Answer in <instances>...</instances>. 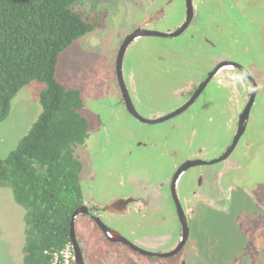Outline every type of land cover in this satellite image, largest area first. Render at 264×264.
I'll use <instances>...</instances> for the list:
<instances>
[{
  "label": "rangeland",
  "instance_id": "374dc122",
  "mask_svg": "<svg viewBox=\"0 0 264 264\" xmlns=\"http://www.w3.org/2000/svg\"><path fill=\"white\" fill-rule=\"evenodd\" d=\"M132 1L79 0L74 10L93 22L94 30L60 53L56 68L57 81L80 92L81 115L89 127L93 126L99 137L104 132L110 137L104 155L93 161L97 179L108 180L107 190H99L101 195L103 191L110 195L121 190L119 168L129 172L126 187L131 181H147L156 187L163 185L165 192L164 183L192 151L203 146L211 151L210 156L219 155L234 126L228 124L234 114L231 89L240 81L228 71L220 72L176 120L151 125L137 123L127 114L121 106L116 77L118 49L135 20H142L146 9L152 13L160 5L158 0H143L137 9ZM196 14L190 27L178 37H141L133 41L123 58V80L141 116L150 119L178 103L170 89L186 78L198 77L213 60L227 57L242 67L254 68L262 97L239 144L249 142L251 153L243 156L242 151L247 150L242 148L234 156L239 167L232 171L235 185L229 197L225 198L224 188L228 177L221 175L220 188L215 181L220 164L189 169L180 188H197V175H205L201 190L204 200L194 207L192 244L184 253L189 264H264V0H200ZM184 18L183 0H174L167 5L163 21L154 25L155 31L174 30ZM43 88V84L31 82L11 101L9 114L0 124V159L16 147L36 121L41 111L38 95ZM90 167L87 158L83 170L86 177ZM162 203L165 205L159 207L154 218L157 221L150 212L142 211L114 220L113 225L131 240L172 238L177 225L172 218L174 209L170 202ZM23 216L24 210L15 203L11 188L0 187V264H22ZM85 228L93 231L90 250L114 259V264L128 259L130 264L157 262L131 257L123 246L106 243L91 224Z\"/></svg>",
  "mask_w": 264,
  "mask_h": 264
},
{
  "label": "trees",
  "instance_id": "16d2710c",
  "mask_svg": "<svg viewBox=\"0 0 264 264\" xmlns=\"http://www.w3.org/2000/svg\"><path fill=\"white\" fill-rule=\"evenodd\" d=\"M79 0H0V124L17 93L43 84L40 114L0 159V187L24 210L22 264H46L70 243L72 214L82 201L83 165L76 149L88 136L80 92L56 79L58 56L94 30L74 10Z\"/></svg>",
  "mask_w": 264,
  "mask_h": 264
},
{
  "label": "flooded vegetation",
  "instance_id": "af4514ba",
  "mask_svg": "<svg viewBox=\"0 0 264 264\" xmlns=\"http://www.w3.org/2000/svg\"><path fill=\"white\" fill-rule=\"evenodd\" d=\"M158 1H160L159 7H157L152 13H148V10L146 9V12L144 13L145 17H143L142 20H138L137 18L134 22L133 29L129 31L125 35V37L137 29H139L140 31H150V32H157L161 34L170 35L175 33L183 25L187 13V4H186L187 0H183L185 18L180 26L170 31H165V32L155 31L156 26L154 25H157L158 22L163 21L166 15L167 5L173 2L174 0H165V1L158 0ZM131 3L135 5L137 9H139L137 4H142L143 0H133ZM199 3L200 0H191V4L193 5V10H194L193 16L187 28L178 36L182 35L193 23L197 15L196 12ZM146 37H153V36H146ZM154 37L175 38L171 36H166V37L154 36ZM205 41L208 45H210L209 42H207V39ZM222 62L230 63L232 62V59L229 60L226 57L217 61L213 60V63L210 66H207L205 68V71L201 72L198 75V77L188 78V79L186 78L180 85L170 89L172 90V94H174V96L178 98L177 100L178 103L172 108H170L168 111L162 112L161 114L154 116L150 119L141 116L135 104V99L131 94V91H129L126 88L127 90L126 95L123 96L120 90L121 106L125 109L127 114L137 123L152 125V124H160L168 121H173L174 119L176 120L178 117L186 113L195 104V102L198 100V98L207 88V86L211 83V81L219 77L218 75L220 74V72L222 71L232 72L233 74L237 75L236 78H238L240 81V83L237 82L233 83V87L231 89V92L234 90L233 91L234 96L232 98L234 114H232L228 124L229 125L233 124L234 126L231 128L232 131L230 130V137L227 145L220 151L219 155L210 156L211 151L203 146L192 151L191 154L188 155L187 158L174 169L172 175H170L168 180H166V182L164 183L165 192H162L163 185L156 187L155 185L149 184L147 181L144 183L131 181L129 186L126 187V180L129 175V172L127 171V169L119 168V175H120L119 184L121 186V190H119L117 193H112L110 195L108 194L104 195L105 193L108 192L103 191V194L101 195L99 190L100 189L107 190L108 180L99 181L97 179L98 170L93 164V161H95L96 156L99 157L104 155V152L106 151V147L111 143V140L107 132H104L103 135L99 137L97 134H95V128L91 125L89 127L88 124L87 139L83 144L77 147L75 152L78 159L81 161L83 165V169L81 172L82 201L80 203V206L77 208V209L81 208V212L75 218L74 221V239L76 243L75 245L76 250L78 251L83 264H114V259L112 260L108 258L106 259L105 257H101L95 252L93 253L90 250L89 247H90V243L92 242L91 240L93 238V231L87 230L85 228V226L88 224H91L94 227V230L100 233L101 237L106 243H108L110 246L113 245L123 246L126 251L132 253L131 257L139 256L145 259H155L157 261L156 264H189V260L186 259L187 257L185 256L184 253L186 246L192 244L191 231L194 220V214H193L195 211L194 207L197 206L196 204L197 202L204 200V195L201 193L202 192L201 190L204 187L203 176L205 175L199 173L197 175V180H198L197 188H193L190 190H184L180 188L182 178L189 169L195 167H207V166L210 167L220 164L221 165L220 175L217 176L215 181H217V185L220 188L221 175L228 177L224 188H225V198L229 197L228 194H230V191L233 190L235 185V180H234L235 178L232 177V171L235 168L239 167L238 159L234 158V156L237 153L241 152L242 148L247 150L245 152L242 151L243 156L247 157L251 153V150H249L251 148V144L249 142L245 141L244 145H239V144L241 143V140L246 134V132L248 131L250 121L252 119L254 112L253 109L258 103L259 97H262L260 96L261 95L260 92L262 90L261 87L258 85L257 81L255 80L256 74L254 72L253 67L251 68L243 67L245 71L249 74V76L253 79L256 87L254 100L251 104L250 99L254 92V87L249 77L246 74H244L240 69H237L230 65H226L223 66L221 69H219L211 77L210 81L205 85V87L201 90V92L194 99V101L183 109V107H185V105H187L190 102V100L194 97V95L197 93L199 86H201L206 81V79L209 77V74L212 73L214 69L217 67V65ZM228 72L225 73L229 74ZM224 81H226L227 85H229L228 80L224 79ZM219 83L222 84L221 81H219ZM248 105H249V112L247 114V118L244 119L246 120V124L244 127L245 129L243 131V134L238 139L233 149L230 150L228 155L224 156L233 143L234 137L239 128L241 117L244 114V111ZM131 106L138 115H140L144 119L151 120V122H143L139 120L136 116H134L132 113H130L128 109ZM168 115L171 116L164 120H157V119H162L163 117H166ZM104 139L106 140L105 144H103L102 142ZM80 148L82 150L81 152H80ZM91 150H92V156L90 155ZM87 158H89V163H91V167L89 174L86 177L83 170ZM162 202H170L171 206L174 209V213H172V218L176 219L177 225L175 227V231L172 238H162L161 240H157V241H154L152 239L131 240L130 237L124 235L120 230L116 229V227H114L113 225L114 220L131 217L133 215H136V213L138 214L141 213L142 211H147V213L150 212V217L153 220H155L157 210H160L159 209L160 206L163 207L165 205ZM71 248L73 252L74 249L72 244H71ZM89 252H91V254ZM73 256H74V252H73ZM115 260L118 259L115 258ZM121 261L123 264H130L129 259L121 260ZM190 264L193 263L191 262Z\"/></svg>",
  "mask_w": 264,
  "mask_h": 264
},
{
  "label": "water",
  "instance_id": "95a60500",
  "mask_svg": "<svg viewBox=\"0 0 264 264\" xmlns=\"http://www.w3.org/2000/svg\"><path fill=\"white\" fill-rule=\"evenodd\" d=\"M186 4H187V13H186L185 21H184L183 25L175 33L167 35V34H161V33H157V32L140 31L139 29H137V30H135L134 32H132L131 34H129V35H127L125 37L123 43L121 44V46H120V48L118 50L117 58H116V77H117V81H118V84H119V87H120V90H121L123 96L126 95L127 90H126V86H125V83H124V80H123V76H122V64H123V58H124L125 52H126L127 48L129 47V45L133 41H135L136 39L141 38V37H146V36H163V37L171 36V37H177L180 33H182L187 28V26H188V24L191 21V18L193 16L194 10H193V5L191 4V0H187ZM226 65H230V66H233V67H235L237 69H240L244 74H246L249 77V79H250V81H251V83L253 84V87H254V92H253V94L251 96V99H250V103L252 104V102L254 100L255 90H256L255 83H254L253 79L249 76V74L245 71V69L242 66H240V65H238L236 63H233V62H230V63L222 62V63L217 65V67L214 69V71L212 73L209 74V77L206 79V81L201 86H199V89H198L197 93L190 100V102L187 105H185V107H183V109L186 108L188 105H190L194 101V99L198 96V94L201 92V90L210 81L211 77L219 69H221L223 66H226ZM250 103H249V105H250ZM249 105L246 107V109L244 111V114L241 117V120H240V123H239V128H238V131H237V133H236V135L234 137L233 143H232V145L230 146V148L228 149V151L226 152V154L224 156L228 155L230 150L233 149V147L236 145L238 139L243 134V131L245 129L244 127H245V124H246V120H244V119L247 118V114L249 112ZM128 110L130 111V113H132L134 116H136L139 120H141L143 122H151V120L144 119L143 117L138 115L135 112V110L133 109L132 106L129 107ZM178 112H180V111H178ZM174 113H172V114H174ZM171 115H168L166 117H163L162 119H157V120H164L166 118H169ZM80 212H81V208L77 209L72 214L71 222H70L69 238H70V242L73 245V249H74L73 250V252H74L73 264H83L82 261H81L80 255H79L78 251L76 250V246H75L76 243H75V239H74V221H75V218L80 214Z\"/></svg>",
  "mask_w": 264,
  "mask_h": 264
},
{
  "label": "built area",
  "instance_id": "2783aa9c",
  "mask_svg": "<svg viewBox=\"0 0 264 264\" xmlns=\"http://www.w3.org/2000/svg\"><path fill=\"white\" fill-rule=\"evenodd\" d=\"M46 264H73V252L71 244L65 246V248L59 252H54L51 255L50 261Z\"/></svg>",
  "mask_w": 264,
  "mask_h": 264
}]
</instances>
